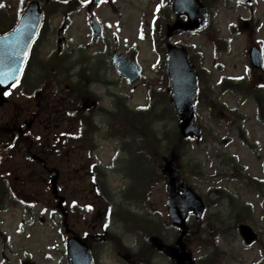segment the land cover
<instances>
[{"label": "rangeland", "instance_id": "obj_1", "mask_svg": "<svg viewBox=\"0 0 264 264\" xmlns=\"http://www.w3.org/2000/svg\"><path fill=\"white\" fill-rule=\"evenodd\" d=\"M49 1L52 0H47ZM166 1L109 0L95 7L91 6V0H79L78 11L68 17L63 8L49 10L52 15L50 25L37 51L44 60L42 66L48 64L51 55L56 51L57 31L65 25L66 41L62 51L66 55L73 53L74 58L80 61H91L86 67L89 69L90 78H102L107 82L103 86L94 87L104 97L103 104L107 110L114 112L116 100L120 104L123 99L128 102L127 108L135 112L147 110L149 90L152 91L155 113L153 114L151 108L144 111L137 129L149 130L151 137L147 139L139 131L136 133L138 142L149 145L151 149V171L148 185L136 196V201L132 202L136 203L134 206L135 212L139 214L137 217H145L151 221L157 228L156 234L172 243L177 239L178 233L169 222L167 190L161 166L168 154V144L171 145L177 140L178 121L164 98L159 99V94L164 93L166 85L161 74L157 72L159 56L151 38L156 17L154 12L160 5H165ZM0 2L10 5V16L15 19L18 0ZM204 5L213 14L211 31L206 35L200 33L198 37L177 35L173 40L175 43L184 42L189 45L192 52L198 51L199 57L204 60L202 65L198 59L202 93L200 92V103L196 109L203 134L200 141H190L184 146L179 160V169L185 181L207 206L201 222L196 223L194 217L190 219L188 248L200 264H206V259L216 263V257H219V264L222 260V264H264V111L259 109L254 99L247 96L240 86H235L234 89L233 85L229 86V82L239 84L246 81L244 83L247 84V81L252 80L264 88V70H253L249 59V49L254 44L264 53V0H256L250 5H236L231 0H218L213 5L209 2ZM165 13L166 10L159 21V33L161 21L168 17ZM92 15L104 27L105 35L101 40H95L91 32ZM246 20H251L250 24L245 25ZM232 28H236L237 32L232 33ZM249 32L253 33L252 42L248 39ZM210 37L219 38L224 44L221 45L222 51L217 58ZM114 51L135 58L144 79L134 85L121 80L109 63ZM103 61H106L105 65L100 67L99 64ZM38 68L39 66L35 69L33 67L31 78H36L34 70ZM2 111L4 110H0V120ZM95 121L98 126H103L101 118H96ZM120 132L116 130L118 135L112 138L107 137L104 132L95 135L100 146V160L109 169H112V159L116 154V142L130 141L129 137L122 135L125 131ZM133 167L141 170L137 185L145 186L147 165L144 160L137 157ZM65 169L69 170V166ZM65 176L59 185L66 188L63 196L69 202L73 197L79 201L77 214L69 217L70 228L80 237H84L87 232H91V220L97 213L95 210L92 213L85 211L87 200L93 201L89 196L90 191L83 189L88 186L89 181L75 183L76 189L72 197L70 190H67V171ZM108 181L113 195L101 198L97 203L100 202L102 206L105 203L106 206L113 204L118 208L124 201L118 192L127 183L120 181L112 171L109 172ZM42 186V200L36 203L33 216L26 215L21 208L15 207L0 214L1 230L9 236L12 247L10 252H5V243L0 242V264H67V232L62 224L63 218L56 212L53 214L49 208L51 196L45 193L43 183ZM230 194L238 198L241 205L248 203L253 208L254 218L249 224L259 235V241L252 246H246L239 234L229 231L235 216L231 213L232 205L228 199ZM130 205L127 201L123 204V209ZM99 208L101 207L98 205ZM24 222L26 225H22ZM100 223L101 227L109 224L107 232L120 238L130 252L138 254L145 244L148 247L145 239L152 235L126 227V224L119 222L116 215L107 221L103 219ZM98 231L102 233L100 229ZM116 249L112 244L97 245L94 248L95 264H121L118 260L124 258L116 256ZM212 253L215 256L210 255ZM156 262L171 264L163 258Z\"/></svg>", "mask_w": 264, "mask_h": 264}, {"label": "water", "instance_id": "obj_2", "mask_svg": "<svg viewBox=\"0 0 264 264\" xmlns=\"http://www.w3.org/2000/svg\"><path fill=\"white\" fill-rule=\"evenodd\" d=\"M102 0H95L94 3H100ZM244 2H252L253 0H241ZM175 12L180 15L184 12L191 14V20L184 28L190 29H202L207 25L208 14L205 8L202 7L199 0H173ZM40 14L37 7H30L27 13L24 15L22 22L12 38L19 39V36L24 33L23 40L25 45L18 46V50L14 51L2 60L6 66V72L2 76L4 82L0 83V90H4L6 87L15 81L20 72L24 60L27 56L28 48L35 36V31L40 23ZM179 26H175L174 29ZM92 28L97 34V38L101 37L102 29L95 19H92ZM168 36L171 35V32ZM64 39V32L61 29L58 34V46L61 45ZM252 62L256 68H260L262 65V59L259 51L253 49L251 52ZM112 61L117 67L118 73L129 80L130 83H134L139 79V71L135 64L130 60L118 55L113 56ZM167 66L169 70V76L171 81V97L175 105V109L180 120L181 135L184 138L190 136L199 137L200 130L195 121V103H196V78L194 71L190 68L187 62L186 54L179 49L169 47V55L167 58ZM164 173L168 183V207L172 223L183 230L181 237L177 243V246L170 248L162 245L159 241H154V246L161 251H164L168 256L175 260L176 264H195L192 259V255L187 251L186 245L183 242L186 234V218L188 212L195 213L198 217H201L205 206L201 199H199L191 189L182 186L179 173L173 169L172 163L169 162L164 166ZM179 188L183 195L179 194ZM63 199L60 200V205ZM240 233L243 236L247 244H251L256 236L252 230L247 226L240 227ZM69 263L70 264H92V259L88 248L85 243L78 239H73L68 245Z\"/></svg>", "mask_w": 264, "mask_h": 264}, {"label": "flooded vegetation", "instance_id": "obj_3", "mask_svg": "<svg viewBox=\"0 0 264 264\" xmlns=\"http://www.w3.org/2000/svg\"><path fill=\"white\" fill-rule=\"evenodd\" d=\"M207 1H210L212 4L218 2V0H207ZM196 62L198 64V56ZM92 82L95 83V81ZM94 85L95 84H93V86ZM88 91L93 92L92 88L88 89ZM95 96L101 98L100 96L97 95ZM23 113H25V110L23 111ZM95 130H98V132L95 131L94 135H96V133L100 134L102 131L100 127L96 128ZM75 147L81 148V150H76ZM141 150L142 152H139V149L136 147V145L130 143L121 142L115 144L116 154L112 159V162L115 163L116 171L120 174V178H121L120 181L130 180L133 170V168L131 169V167L136 157L142 156V159L144 160V156H147L146 164L149 165V161L151 158V154H150L151 150L146 152L144 149ZM99 151H100V146L96 142V138L94 136L93 139L91 138V142L78 144V145L73 144L72 149L68 154L69 165L71 164V173L69 179L70 188L72 192H74L76 187L75 186L76 178H79L78 175H85L83 172H81L80 170H76V168L74 167L75 162H82L83 171L87 174L86 177L89 180H91V186L88 187V189L86 190L90 191L89 196L94 199L93 202L94 207H98V205L102 207L100 202L97 203V201H100L104 194L110 193L111 195H113V192L110 188L108 181L109 172L111 171V169H108L102 163L99 157ZM131 180L129 182H131ZM122 193H123L122 190L118 192L121 198H122ZM126 202L127 199H124V201H122L123 204ZM123 204H121L118 207V209H120L121 211L124 210L126 213H129L130 208L127 207L123 209ZM111 208H114V206H111ZM101 214L103 213L101 211V208H99L97 214L92 218V222L96 223L97 216H100ZM95 227H97V225ZM95 227H93V229H95ZM93 239L97 242L100 241L95 236H93Z\"/></svg>", "mask_w": 264, "mask_h": 264}, {"label": "trees", "instance_id": "obj_4", "mask_svg": "<svg viewBox=\"0 0 264 264\" xmlns=\"http://www.w3.org/2000/svg\"><path fill=\"white\" fill-rule=\"evenodd\" d=\"M164 72H165V70H164ZM52 77L53 78H57L59 76H57L56 74H52ZM169 107L172 110V105L171 104H169ZM151 111L155 113V108L153 106H152V110ZM33 135L35 136V134H33ZM30 143H34V141L33 140L32 141H26L27 145H30ZM173 146H174L173 150H175L176 152H178V150H180V148H181V144L178 141Z\"/></svg>", "mask_w": 264, "mask_h": 264}, {"label": "snow or ice", "instance_id": "obj_5", "mask_svg": "<svg viewBox=\"0 0 264 264\" xmlns=\"http://www.w3.org/2000/svg\"><path fill=\"white\" fill-rule=\"evenodd\" d=\"M3 81L2 80H0V83H2ZM13 86H15V85H13ZM8 93H5V95H7ZM108 225L106 224L105 225V227H107Z\"/></svg>", "mask_w": 264, "mask_h": 264}]
</instances>
